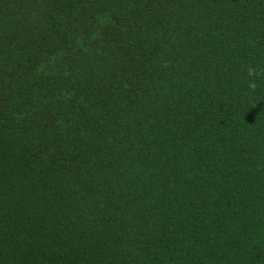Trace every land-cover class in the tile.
I'll return each mask as SVG.
<instances>
[{
  "label": "trees",
  "instance_id": "1",
  "mask_svg": "<svg viewBox=\"0 0 264 264\" xmlns=\"http://www.w3.org/2000/svg\"><path fill=\"white\" fill-rule=\"evenodd\" d=\"M0 264H264V0H0Z\"/></svg>",
  "mask_w": 264,
  "mask_h": 264
},
{
  "label": "clouds",
  "instance_id": "2",
  "mask_svg": "<svg viewBox=\"0 0 264 264\" xmlns=\"http://www.w3.org/2000/svg\"><path fill=\"white\" fill-rule=\"evenodd\" d=\"M247 71H248V75L250 77H254V76H257V75H260L261 74V73H258L257 69L252 68V67H249ZM248 87L251 90H255L256 87H257V84H256V82L254 80H252V81L249 82Z\"/></svg>",
  "mask_w": 264,
  "mask_h": 264
}]
</instances>
